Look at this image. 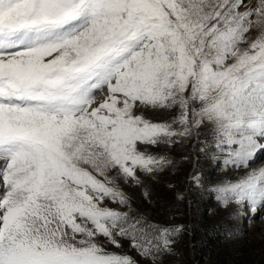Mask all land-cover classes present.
Instances as JSON below:
<instances>
[{
    "label": "snow or ice",
    "instance_id": "snow-or-ice-1",
    "mask_svg": "<svg viewBox=\"0 0 264 264\" xmlns=\"http://www.w3.org/2000/svg\"><path fill=\"white\" fill-rule=\"evenodd\" d=\"M192 139L233 238L264 214V0H0V264H163L183 226L121 185L151 202L150 149Z\"/></svg>",
    "mask_w": 264,
    "mask_h": 264
},
{
    "label": "rangeland",
    "instance_id": "rangeland-1",
    "mask_svg": "<svg viewBox=\"0 0 264 264\" xmlns=\"http://www.w3.org/2000/svg\"><path fill=\"white\" fill-rule=\"evenodd\" d=\"M153 118L163 119V117ZM150 151L166 153L173 162L170 169L156 180H145L153 193L151 202L145 200L143 188L133 185H121V187L131 202V211L144 213L149 218L165 225L183 226L184 231L173 245V248L179 250V253L174 252V262H185V259H188L195 264H211L209 259H205L196 247L198 233L201 234V239L206 243V247H210V250L219 246L216 241L220 239V242L225 244L226 249L230 251L232 264H261L264 259V219H261V216L264 214L257 213V215L251 216V213H248L239 217L233 225L238 231V235L226 238L222 226L225 224L230 210L221 208L213 194L205 187L197 186L192 179L193 174H196L202 180L210 182V187L223 175L234 176L235 173H226L218 161L206 158L203 153L197 150L195 139L185 141L170 149L162 147L150 149ZM259 156L260 154H258ZM253 166L264 167V158H260ZM170 185L174 187H169ZM177 194L182 195L183 199H177ZM110 206L120 207L115 204ZM204 215L208 219L217 218L213 222L214 225L212 224L213 227L210 228L215 232L204 231L207 228L203 230L202 218ZM249 218L252 220L251 224L248 223ZM199 230L202 233H199ZM109 248L112 246L109 245ZM122 251L139 260L140 264H151L150 260L139 257L134 250L129 249L127 241L123 242Z\"/></svg>",
    "mask_w": 264,
    "mask_h": 264
},
{
    "label": "trees",
    "instance_id": "trees-1",
    "mask_svg": "<svg viewBox=\"0 0 264 264\" xmlns=\"http://www.w3.org/2000/svg\"><path fill=\"white\" fill-rule=\"evenodd\" d=\"M203 219V230L204 228L206 230L204 231H211V232H215V230H210L211 227H213V222H215V219L217 218H211L208 219L206 215H204ZM202 219H200V221H202ZM209 224H208V223ZM213 224V225H212ZM199 233H202L200 230L198 231ZM218 235V234H217ZM196 247L198 248L199 251H201V253L203 254V257L206 259L208 258L211 264H232L230 261V251L226 249L225 244H222L217 240L216 242L219 244L218 247H215L213 250H210V247H206V243H204V241L201 239V234L196 235ZM174 252L176 251L177 253H179V250L177 248H173ZM175 261V254L173 255H167V257L164 259L163 258V263L165 264H195L193 261H190L188 259H185V262H174ZM264 264V259L262 260V263Z\"/></svg>",
    "mask_w": 264,
    "mask_h": 264
},
{
    "label": "bare ground",
    "instance_id": "bare-ground-1",
    "mask_svg": "<svg viewBox=\"0 0 264 264\" xmlns=\"http://www.w3.org/2000/svg\"><path fill=\"white\" fill-rule=\"evenodd\" d=\"M254 2V0H250V3Z\"/></svg>",
    "mask_w": 264,
    "mask_h": 264
}]
</instances>
